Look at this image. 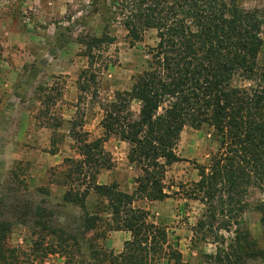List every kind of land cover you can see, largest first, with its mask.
Segmentation results:
<instances>
[{
  "label": "rangeland",
  "instance_id": "rangeland-1",
  "mask_svg": "<svg viewBox=\"0 0 264 264\" xmlns=\"http://www.w3.org/2000/svg\"><path fill=\"white\" fill-rule=\"evenodd\" d=\"M93 1L0 0V222L7 225L3 248L14 251L17 264L64 263L58 253L44 254L51 238L45 237L43 245L40 230L22 214L41 201L49 207L62 204L67 186L59 171L65 169V159H80L78 146L101 142L105 166L95 176L97 185H113L132 194L140 175L127 160L129 145L114 135L103 136L101 121L114 94L128 91L133 76L146 68L155 31L147 30L140 42L131 43L121 27L100 14L106 0ZM237 4L244 10H264V0H237ZM101 35L113 40L92 51L89 65L85 43ZM260 37L257 63L264 66V25ZM232 84L243 82L235 78ZM126 107L136 116L141 106L131 101ZM217 149L211 129L183 127L174 147L179 161L164 169L166 198H135L132 206L143 211L145 222L164 233L160 253H148V264H173L168 259L171 250L183 263L213 264L214 255L229 251L234 236L241 234H247L253 249H264L263 191L248 188L241 199L245 207L238 213L235 192L220 181L211 186H215L212 199L206 196L208 188H199L200 172L209 175L208 164ZM87 200L94 205L92 211H99L98 199L90 194ZM79 215L78 209L65 205L53 219L73 229ZM99 217L106 220L95 229L103 235L99 245L115 256L123 254L131 234L112 230L108 216ZM4 259L0 256V263ZM238 264H264V260L242 258Z\"/></svg>",
  "mask_w": 264,
  "mask_h": 264
},
{
  "label": "trees",
  "instance_id": "trees-1",
  "mask_svg": "<svg viewBox=\"0 0 264 264\" xmlns=\"http://www.w3.org/2000/svg\"><path fill=\"white\" fill-rule=\"evenodd\" d=\"M106 3L100 14L109 24L121 27L129 42H140L145 31H155L156 43L147 50L146 68L133 76L128 91L114 94L101 121L103 136L114 135L129 145L127 160L140 175L132 194L113 185H97L95 176L105 166L100 141L78 146L80 159L64 160L66 167L59 171L67 186L62 204L49 207L41 201L22 214L32 228L40 230L43 245L45 237L51 238L44 254L58 253L63 264H148V253H160L165 243L163 231L145 222L143 211L132 204L137 196L148 201L166 198L162 192L164 169L179 161L174 147L185 126L207 127L218 140L217 154L208 164L209 175L200 172L199 188H208L209 199L214 194L211 186L220 181L235 192L239 213L245 207L241 199L248 188L264 192V66L257 63L263 45L264 10H244L237 0ZM112 40L108 35L87 39L84 56L89 65L92 51ZM235 78L243 84L233 85ZM131 101L140 103L136 116L127 110ZM90 194L99 200V211L91 210ZM65 205L80 212L73 229L69 223L57 225L53 219V213ZM99 215L108 216L112 230L131 234L123 254L115 256L99 245L103 235L95 229L99 221H106ZM6 228L0 222V256L5 257L0 264H17L14 251L2 245ZM227 249L223 255H214L213 264H238L242 258L264 260V249H253L247 234L234 236ZM168 256L173 264H187L174 250Z\"/></svg>",
  "mask_w": 264,
  "mask_h": 264
}]
</instances>
